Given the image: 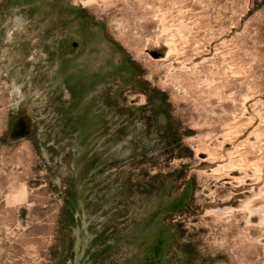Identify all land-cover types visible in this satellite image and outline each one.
Segmentation results:
<instances>
[{
  "label": "rangeland",
  "instance_id": "1",
  "mask_svg": "<svg viewBox=\"0 0 264 264\" xmlns=\"http://www.w3.org/2000/svg\"><path fill=\"white\" fill-rule=\"evenodd\" d=\"M0 264H264V0H0Z\"/></svg>",
  "mask_w": 264,
  "mask_h": 264
}]
</instances>
